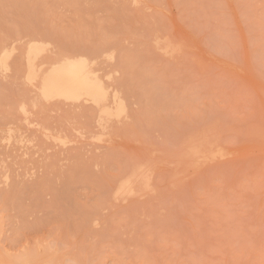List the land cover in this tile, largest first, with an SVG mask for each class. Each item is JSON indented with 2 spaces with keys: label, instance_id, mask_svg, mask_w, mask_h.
Returning <instances> with one entry per match:
<instances>
[{
  "label": "rangeland",
  "instance_id": "obj_1",
  "mask_svg": "<svg viewBox=\"0 0 264 264\" xmlns=\"http://www.w3.org/2000/svg\"><path fill=\"white\" fill-rule=\"evenodd\" d=\"M65 59L102 103L43 97ZM25 254L264 264V0H0V264Z\"/></svg>",
  "mask_w": 264,
  "mask_h": 264
},
{
  "label": "bare ground",
  "instance_id": "obj_2",
  "mask_svg": "<svg viewBox=\"0 0 264 264\" xmlns=\"http://www.w3.org/2000/svg\"><path fill=\"white\" fill-rule=\"evenodd\" d=\"M37 52H39V51H37ZM65 60H66V62L57 69L56 73H54L55 78L52 77V78H54L52 80L53 82L47 83L46 85L43 84L44 88H43V92H42L43 94L42 95H44L43 97L45 99L49 98V100H50L52 98V96H55V97L59 96L60 98L64 97L63 99L67 98L66 100L70 99V101H71V99H72V101L73 100L76 101L75 99L79 100L83 96H88V97L92 98L97 104L100 103L103 99H105L106 94L104 93L101 84L98 81H95L93 78L90 79V77L88 75V74L91 75V73L87 72L88 71V69H87L88 64H87L86 60H72V59H65ZM35 77H36L35 75L32 76V78H35ZM190 147L192 148V150H195V151L193 152L189 148V152L192 151L193 154L199 156V152H198V154L196 152L197 149L199 150V145L192 143V145ZM193 148H195V149H193ZM214 150H212V148L210 149V151H214ZM207 151L208 150H206L205 152L202 151L205 153V154H203V156L209 155V154H207L208 153ZM192 152L190 153L191 155H193ZM194 157H196V156H194ZM30 253H32V252H30ZM38 254H39V252H38ZM38 254L36 253V255H38ZM36 255L34 256V254H33L31 256L30 254H25V255L18 257V259H16V258L13 259L12 262L14 264H34V261H35L34 257H36ZM40 256H41V254H40ZM14 260H16V261H14ZM39 260H40V258H39ZM13 263L10 262V264H13ZM35 263H36V261H35Z\"/></svg>",
  "mask_w": 264,
  "mask_h": 264
}]
</instances>
